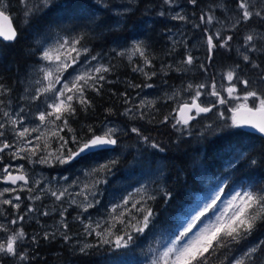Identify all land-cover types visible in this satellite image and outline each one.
Returning <instances> with one entry per match:
<instances>
[{
    "label": "rangeland",
    "instance_id": "obj_1",
    "mask_svg": "<svg viewBox=\"0 0 264 264\" xmlns=\"http://www.w3.org/2000/svg\"><path fill=\"white\" fill-rule=\"evenodd\" d=\"M97 1L104 6H111L116 13L117 11L123 12V9L127 7H130V11H132L138 4L142 3L144 6L143 11L146 15L143 17L141 16L142 25L139 28H145L147 24H151L150 22L153 18L160 17V13L163 12L164 15L162 17L166 20L168 19L172 21L171 28L168 30V39L171 48L170 55L158 65L153 63L145 64L143 57L138 55L131 56V59L140 58L142 60L138 66L144 70L143 72H140L145 78L143 83H131V87H134V92L132 91L128 98V109H132L133 114L127 115V118L131 121L126 123L107 121L101 126L99 133L102 132L105 126L119 128L121 130L119 134H124V140L118 143L114 150L109 151L104 159L93 162L91 165L73 167V162L64 165L56 162L48 164L39 163L38 160L40 156L46 154L44 152H40L36 156H31L30 159L13 158L10 153L15 151L19 141L10 126L3 129L5 136L0 138V141L7 140V142L13 144V148L6 149L4 152L0 153V156L3 157V159L0 160V169L9 164L14 167L23 165L24 171L29 176V184L26 188L19 190L17 193H6L4 197H0V200L13 199L14 203L17 202L15 200L16 195H19L21 198L20 201H18L20 203L19 210L13 208L12 205H0V223L8 224L9 220L14 219L17 216L24 217L22 221H18V224H8V226L11 230H16L20 227L23 228L24 232L27 234V238L24 240L22 247L30 254L31 258H41L40 253H37L36 246L43 238V233L45 231L56 233L54 239H46L47 241H58L57 245L65 246L70 252L78 251L83 245L97 244L98 242H102L103 239H114L115 234L124 235L125 231L132 232L131 227L128 226V221H131V223H137V221L142 220V213L133 209L132 215L129 216L128 213L125 212L123 216V219L125 220L124 224H120L113 219L114 216H120L123 209H117V211L113 213L112 208L116 205L123 204L125 199H128L129 201L127 207H131L132 203L138 202L137 208L142 206L149 207L152 209L154 216H156L155 210H153L152 207V199H149V197L156 198L166 192L165 177L167 174L164 156L165 150L161 146L159 149L151 146L153 142L158 144L157 140L161 139L163 131L158 130V125L168 122L170 124L168 127H173L176 118H178L176 112L178 105L184 100H188L190 96L194 94V92L187 89L188 84L196 85L200 83H210L215 79L219 87L222 74L237 64L245 69L247 75H245L244 78L249 79L250 83L251 80L255 78V72L250 70L249 66L244 64L240 53L244 51L243 44L245 35L253 30L264 33V27L259 24L260 22L264 23V21H261L258 17H253L254 21L241 22L233 30L232 24L239 19V12L236 8L237 0H217L214 5V10L219 12L212 13L216 17V20L211 25H201L200 28H196L194 25L201 24L199 17L207 10H204V12L199 10V12H197L194 5H192L189 0H175L171 5L166 4L164 0H162L163 4L160 3L159 0H131V3L130 0ZM8 3L11 7L9 0ZM253 4L257 9L264 6L261 4V0H253ZM220 5H224V7H220ZM177 13L185 15L187 20L173 19ZM243 24L249 25L243 30V32L237 35L234 40L232 39V41L229 42L230 50H228L231 51L232 58L236 57L240 60L234 64H229V68L225 70L219 69L216 64H211L212 62L210 64L207 63L208 52L205 44V27L209 32L219 30L221 31L222 36H226L233 35V32H235L237 28L239 29V27H242L241 25ZM62 38H67L69 40L73 39L70 36L58 33H51L41 37L39 39L40 48L38 49V62L31 64L26 73L20 76L19 88L13 89L5 86L11 89V91L4 96H0V99L5 101V109L10 110L13 115L18 113L20 108L25 109L23 113H20V115L26 117L23 121L25 127L31 128L40 124L37 119L38 111L47 110L44 103V97H41L39 100L29 99L30 94L34 93L35 88L39 86L35 84V81L40 78L37 69L45 63L41 60V51L46 47H54ZM135 41H141L145 47V42H143V40L133 38L121 46L115 44L113 48L115 51L121 53L130 49ZM255 43L257 44V47H260L261 41L257 40ZM88 49L89 52L82 54L78 63L74 65L73 68L68 69L64 74L66 79H71V77L76 75L82 68L97 66L98 64L108 66L109 60L104 59L105 55L93 53L90 48ZM222 49L225 50L224 48ZM189 53L195 58V63L191 66H185L182 64V61ZM250 54L255 60L261 62V60L256 57L259 56V54L264 53L256 52ZM126 55L129 58L130 53H126ZM93 56L97 57V59L92 60L91 57ZM89 61L90 65L88 63ZM202 64L208 69L206 72L202 70ZM261 66L263 67L262 64ZM152 72H155L156 75L151 76V78H157V82H152L150 80L151 78L149 79L148 76L144 74L148 73L150 75ZM172 72L181 75L178 82L168 77ZM197 73L199 75L195 76ZM223 84L227 86L228 82L224 80ZM147 85H152V87H147ZM60 86L61 85H57V88ZM209 90L210 89L206 88L204 91L207 92ZM242 90L243 89H241V91ZM176 92H179L180 95L176 99H172L173 94ZM222 95H225L227 98L226 93H222ZM142 100L145 101L146 105H149L139 109V112H143V118L140 117L139 112L137 111ZM9 101L10 104L8 103ZM215 101V97L207 95L201 96L200 98V102L204 106H209ZM232 106H234L232 102L227 105L217 104L212 111L201 113L193 121H190L188 126L182 127L177 125L176 127H173L180 138H176L177 142L189 139L192 140L190 145L198 146L205 139L206 133L211 131L212 125H214L215 122L221 120L225 121V123H229V125L231 124L230 108ZM221 112H223V116L220 115ZM165 117H168L167 121H164ZM0 122L3 121L0 120ZM59 123L60 122L57 121V124ZM133 127L139 128L141 134L148 137V143H145L140 136L130 131ZM36 135H38V133L31 134L32 137H35ZM60 136H63L62 132H60ZM33 143H35V140H33ZM59 143L60 141L58 139L50 140L49 150H55L59 146ZM68 146L73 147V150H75L70 142ZM243 156V152H241L236 154L234 159H229L226 169L239 162ZM113 159L117 160L118 163L111 168L110 172L101 173L96 176L86 175V173H90L97 165ZM200 160L201 158L198 156V161ZM13 174H16V172L14 171ZM96 179L106 180L107 182L98 184L94 190L95 195L88 196V200L93 202L94 207L89 208L87 212H85L83 207L79 206L80 203L84 201V196L77 194L82 191L85 184H91ZM227 180V178H223L222 176L216 177L213 180L214 184L211 189L207 193L199 195L192 203L190 210L197 204L202 206L218 188H223L225 191ZM34 181H40V184L36 186ZM5 187L16 186L0 181V190ZM49 187L53 191L67 188L68 195L58 201L48 192ZM29 188L33 189V191L29 192ZM247 188L252 189L250 185H243L235 187L230 192H224L221 200L218 201L219 207L222 209L226 201L231 198L235 191ZM138 189L140 190L139 192L137 191ZM37 195H39L41 199H28L29 196ZM71 199H75L77 203L70 204ZM98 204H100V208L97 207ZM29 207H34L36 211L29 212ZM64 209H67V211L64 212ZM41 211H48L49 215L43 216L40 214ZM187 214H189V210L185 212L183 217L186 218ZM62 215L64 221L68 224L67 229L61 227ZM208 218L214 219L215 217L213 214L209 213ZM89 223L92 225L91 229H89L91 235L87 234L85 231V227ZM97 224L100 225L99 228L96 227ZM146 230L147 228L144 232ZM180 230L182 229L180 228ZM109 231L114 235L109 236ZM60 232H65L70 239L65 241L60 236ZM97 232H103L104 236H98L96 234ZM143 233H133L134 240L127 248H115L112 244H108L114 251V255L111 253L112 256H110L111 264H130L129 259L132 258L136 259L137 263L151 264L152 258L147 255L145 247L141 246L139 239L136 238ZM4 236L5 233L0 232V238H3ZM33 236L36 237L35 242L31 239ZM171 240H169L166 245H168ZM252 245H254V243L247 244L241 251ZM241 251L233 255V257L239 256ZM57 252L56 254H59L60 251ZM11 263L13 264L12 260ZM58 264L72 263L70 260L65 259Z\"/></svg>",
    "mask_w": 264,
    "mask_h": 264
},
{
    "label": "snow or ice",
    "instance_id": "obj_2",
    "mask_svg": "<svg viewBox=\"0 0 264 264\" xmlns=\"http://www.w3.org/2000/svg\"><path fill=\"white\" fill-rule=\"evenodd\" d=\"M164 2L171 5L175 0H164ZM189 2L192 5L197 4V0H189ZM52 3L53 0H20L24 18L23 23L27 25L34 17L42 15L44 10L51 7ZM261 4L264 5V0H261ZM220 7H224V5H220ZM236 8L239 12V19L232 24L233 30L241 22L251 21L253 17H258L261 21H264V6L257 9L253 4V0H237ZM130 10V7L124 8L123 12L117 11V15L126 14ZM9 12L10 5L8 0H0V38L5 41L15 42L20 33L13 26V17L9 15ZM160 15L163 16L164 13L161 12ZM16 19L19 23V17H16ZM173 19L187 20V17L177 13ZM199 19L201 24L194 25L196 28H200L201 25H211L216 20V17L209 10L202 13ZM204 32L206 34L205 44L208 52L207 63L210 64L217 48L230 50L229 42L232 41L233 36H222L219 30L209 32L206 27ZM82 39V36L71 40L62 38L54 47H46L41 51V60L45 63L37 69L40 78L35 81V84L39 86L35 88L34 93L30 94L29 99L39 100L44 97L47 110L38 111L37 119L40 124L36 127L30 128L23 125L26 117L20 115V113L25 111L24 108H20L19 112L13 115L10 110L5 109V101L0 99V114H2L0 115V120L3 121L0 122V138L5 136L3 129L10 126L19 141L15 151L10 153L13 158L30 159L31 156L44 152L46 154L40 156L39 163L56 162L64 165L71 164L73 161H78V159H88L98 153L114 150L112 146H116L119 143L118 134L121 130L117 127L105 126L100 134H97L92 127H89L88 132L90 135L86 138H78L68 124V118L75 115L77 106L84 111L91 107L92 101L87 97L88 90L99 94L102 87L101 82L106 81L105 74L112 71L110 66L98 64L97 66L82 68L71 79L65 78L64 74L68 69L73 68L78 63L82 54L89 52L87 47L80 46ZM257 40L261 41L260 47H257L255 43ZM243 48L244 51L240 53L241 59L246 66H249L250 70L255 72V78L251 80V83L249 79L244 78L247 75L245 69L237 64L222 74L219 87L215 79L210 83L188 84L187 89L194 92V94L178 105L176 109L178 118H176L173 127L177 125L186 127L190 124V121L201 113L212 111L217 104L227 105L232 102L234 106L230 108V126L237 128L250 127L264 134V67L261 66L264 61L258 62L250 54L256 52L264 53V33L256 32L255 30L249 32L244 36ZM126 53H130L129 59L133 55H138L144 58L145 64L151 63V60L146 55V48L141 41L133 42L130 49L119 54L125 55ZM91 59L96 60L97 57L93 56ZM88 63L90 65V61ZM194 63L195 58L191 53L182 61L185 66H191ZM201 68L205 72L208 70L203 64ZM134 71L143 72L144 70L137 66ZM144 74L149 79L151 76L156 75L155 72L150 75L148 73ZM224 80L228 82L227 86L223 84ZM57 85L61 86L57 88ZM147 87H152V85H147ZM206 88L210 90L205 92ZM241 89L243 90L241 91ZM10 91L11 89L0 83V96L8 94ZM222 93H226L227 98ZM124 95L127 96V93ZM179 95V92L174 93L172 99H176ZM204 95L215 97L216 101L209 106H204L200 102L201 96ZM8 103L10 104V101ZM146 106L149 105H146L145 101L142 100L137 111L139 112L140 108ZM193 110H195V115L192 114ZM124 114H133L132 109H126ZM139 115L143 118V112H139ZM220 115L223 116V112ZM167 120L168 117H165L164 121ZM57 121L60 123L57 124ZM64 128H67L69 132H73L70 141L75 150H73V147L68 146V139L60 136V132ZM130 131L140 136L145 143H148V137L143 136L139 128L133 127ZM32 133H38V135L32 137ZM52 139H58L60 143L55 150L50 151L49 141ZM33 140H35V143H33ZM151 146L160 148V145L154 142ZM11 148H13L12 143L7 142V140L0 141V153ZM2 159L3 157L0 156V160ZM117 163L118 161L113 159L99 164L86 175L96 176L101 173H108ZM252 163L254 164L255 161L253 160ZM14 171L16 174H13ZM0 181L16 186L5 187L0 190V197H4L6 193H17L19 190L26 188L29 184V176L24 171L23 165L14 167L9 164L0 169ZM106 182V180L96 179L91 184H85L82 191L77 194L84 196V201L79 206L83 207L85 212L89 208L94 207L93 202L88 200V196H94L96 186ZM34 184L38 186L40 181H34ZM28 191L31 192L33 189L29 188ZM137 191L139 192L140 190L138 189ZM48 192L58 201L68 195L67 188L53 191L49 187ZM223 194L224 189L218 188L202 206L197 204L193 209L189 210L186 218L181 220L182 230H179L175 238L164 247L163 251L152 259L151 264H209V257L216 254L218 250L225 248L230 250L233 244H240L241 241L250 237L257 229V225L264 222V190L254 192L251 188H247L235 191L221 209L218 201L221 200ZM164 195L171 197L170 192H165ZM20 199L19 195L15 196L16 203L13 202V199H2L0 200V205H12L13 208L19 210L20 203L18 201ZM28 199L39 200L41 197L39 195L29 196ZM149 199H155V197H149ZM128 202V199H125L123 204L112 208L113 213L117 209H123L120 216H114L113 219L120 224H124V213L126 212L131 216L132 210L136 209L137 212L143 214L142 220L137 221V223L128 221V226L131 227L132 232L125 231L124 235L115 234L114 239H103L102 243L112 244L115 248H127L134 240L133 233H143L148 228L154 216L152 209L143 206L137 208L138 202H134L131 207H127ZM76 203L75 199L70 200V204ZM28 211L34 212L36 209L29 207ZM66 211L67 209H64V212ZM209 213L213 214L215 218H208ZM40 214L47 216L49 212L41 211ZM23 219V216H17L9 220L8 224L16 225L18 221ZM8 224L0 223V232L5 233V236L0 238V264H5V260L9 258L13 261V264H26L30 254L23 249L22 245L27 238V234L22 227L11 230ZM61 227L63 229L68 228L63 215ZM91 227L90 223L85 227V231L89 235H91V231H89ZM96 227L99 228L100 225L97 224ZM59 234L65 241L70 239L65 232H60ZM96 234L101 237L104 236L103 232H97ZM108 235L112 236L114 234L109 231ZM55 236V232L49 233L45 231L43 233L44 239H54ZM31 239L34 242L36 241L35 236L31 237ZM90 247H93V245H83L79 251L85 253ZM229 264H264V240L241 251L239 256H235L229 261Z\"/></svg>",
    "mask_w": 264,
    "mask_h": 264
},
{
    "label": "trees",
    "instance_id": "obj_3",
    "mask_svg": "<svg viewBox=\"0 0 264 264\" xmlns=\"http://www.w3.org/2000/svg\"><path fill=\"white\" fill-rule=\"evenodd\" d=\"M216 1L197 0L194 7L197 12L211 10L212 13H218L219 11L214 10ZM9 2L10 14L20 35L15 42L0 38V83L13 89L19 88L20 76L26 73L31 64L38 62L41 37L51 33L67 35L73 39L82 36L81 45L90 48L93 53L105 55L104 59L109 60L108 66L112 71L105 74L106 81L101 82L99 94L88 90L87 97L92 101L91 107L84 111L77 106L75 115L68 118L69 126L78 138H86L90 135L89 127L99 133L101 126L107 121L121 123L131 121L124 113L128 109V98L132 91L134 92L131 83L138 84L145 81L140 71H134L142 60L129 59L126 54L120 55L113 47L115 44L121 46L133 38H139L145 42L146 55L151 63L161 64L169 57L171 51L168 39L171 20L160 16L153 18L151 24H147L145 28H139L142 25L141 16L146 15L142 3L126 14L117 15L111 6H104L97 0H53L49 9L44 10L42 15L34 17L25 25L20 0H9ZM159 2L163 4L162 0ZM16 17H19V23ZM251 21H254V18ZM259 24L264 27L263 22ZM248 25L243 24L242 27L237 28L233 32V40ZM231 55V51L217 48L211 64H216L219 69L225 70L229 68V64L240 60L236 57L232 58ZM256 58L262 62L264 54H259ZM262 65L264 67V63ZM180 76L172 72L168 77L178 82ZM150 80L158 81L155 77ZM125 93L127 96L124 95ZM168 125H170L168 122L158 125V130L163 132L161 139L157 141L165 150L166 192H170L171 197L162 194L151 200L156 216L153 217L147 230L136 237L152 259L162 252L169 240L175 238L181 228V220L184 219L185 212L190 210L199 195L211 189L216 177L222 176L228 179L225 193L243 185H250L254 192L264 190L263 136L241 127H231L225 121H218L212 125L211 131L206 133L205 139L198 146H193L190 145L192 140L189 139L177 142L176 138L180 139L178 133ZM62 133L71 143L70 137L73 132L64 128ZM123 135V133L119 134V143L124 140ZM241 152L244 156L239 162L226 169L229 159H234L235 155ZM108 153L109 151H105L88 159H78L73 161V167L91 165L104 159ZM198 156L201 158L200 161ZM99 206L100 204L97 205ZM261 240H264V222L259 223L253 234L240 244H233L230 250L220 249L210 256L209 264H222V262L229 264L233 255L239 253L247 244H255ZM57 243L58 241L49 242L42 238L36 246L41 258L30 257L26 264H58L65 259L70 260L72 264H111V253L114 255L113 248L102 242L93 244V247L88 248L85 253L79 250L70 252L65 246H59ZM57 251H60L59 254H56ZM129 262L143 264L137 263L134 258L129 259ZM5 264H12L11 259H6Z\"/></svg>",
    "mask_w": 264,
    "mask_h": 264
},
{
    "label": "water",
    "instance_id": "obj_4",
    "mask_svg": "<svg viewBox=\"0 0 264 264\" xmlns=\"http://www.w3.org/2000/svg\"><path fill=\"white\" fill-rule=\"evenodd\" d=\"M9 15L12 16L10 13H9ZM12 23H13V26L15 27L13 21H12ZM1 39H2V38H1ZM2 40H3V39H2ZM177 114H178V113H177ZM192 114L195 115V110H193V113H192ZM192 121H193V120H192ZM241 128H243L244 130H247V131H249V132H253V133L259 134V135H261V136L264 137V134H261V133H259L258 131H256L255 129H252V128H250V127H241ZM97 134H100V133H97ZM112 147H114V146H112Z\"/></svg>",
    "mask_w": 264,
    "mask_h": 264
},
{
    "label": "bare ground",
    "instance_id": "obj_5",
    "mask_svg": "<svg viewBox=\"0 0 264 264\" xmlns=\"http://www.w3.org/2000/svg\"><path fill=\"white\" fill-rule=\"evenodd\" d=\"M137 31V30H136ZM168 48V47H167ZM130 101V100H129ZM221 121V120H220ZM256 181V180H255Z\"/></svg>",
    "mask_w": 264,
    "mask_h": 264
}]
</instances>
